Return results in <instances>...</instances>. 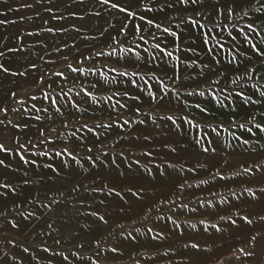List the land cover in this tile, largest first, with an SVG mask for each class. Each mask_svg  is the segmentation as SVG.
Listing matches in <instances>:
<instances>
[{
  "label": "rangeland",
  "instance_id": "1",
  "mask_svg": "<svg viewBox=\"0 0 264 264\" xmlns=\"http://www.w3.org/2000/svg\"><path fill=\"white\" fill-rule=\"evenodd\" d=\"M0 264H264V0H0Z\"/></svg>",
  "mask_w": 264,
  "mask_h": 264
}]
</instances>
